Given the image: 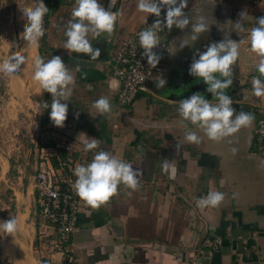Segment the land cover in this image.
Returning <instances> with one entry per match:
<instances>
[{
	"label": "crops",
	"instance_id": "crops-1",
	"mask_svg": "<svg viewBox=\"0 0 264 264\" xmlns=\"http://www.w3.org/2000/svg\"><path fill=\"white\" fill-rule=\"evenodd\" d=\"M256 3L250 6L247 0H201L195 7L191 4L189 8H203L200 14L207 17L209 31L195 42L187 33L189 28L183 30V35H176V53L172 55L171 51L165 87L140 92L144 96L133 107L117 105L118 84L106 60L112 43L127 40L146 22L148 14L137 10V0L121 8L111 35L90 41L93 48L101 49L97 60L74 53L65 62L75 77L67 119L63 128L56 127L50 120V109L39 107L37 143L32 158L21 167L18 190L13 193L12 216L17 218L18 230L1 235L0 262L63 263V253L50 246L54 230L41 220L34 202L37 159L47 156L57 164V159L66 157L57 144L67 140L85 153L76 155V163L87 165L100 150H84L83 141L88 137L99 139L104 150L132 164L143 176L137 190L121 184L117 194L98 209L81 199L77 227L66 245L71 264H188L202 231L221 241L219 250L204 258L203 264H264V156L253 145L254 129L264 118V97L252 94V78L259 74L255 54L247 51L248 31L241 34L244 42L240 51L244 56L239 55L226 94L232 98L236 113L254 115L252 125L228 138L231 143H218L183 122L201 135L202 142L196 145L184 139L185 129L178 113V102L190 96L185 93L184 74L188 56L177 44L189 36V48L195 54L225 36L239 42L234 23L241 12H246L243 24L250 30L261 11ZM111 11L115 12L114 7ZM37 85L33 80L30 88L43 92ZM100 97H107L112 105L106 119L97 116L92 107ZM51 99L49 93V105ZM233 147L238 149L235 155L230 151ZM164 159L174 164V178L158 167ZM209 191L223 192L226 198L218 207L197 208L196 200Z\"/></svg>",
	"mask_w": 264,
	"mask_h": 264
},
{
	"label": "clouds",
	"instance_id": "clouds-1",
	"mask_svg": "<svg viewBox=\"0 0 264 264\" xmlns=\"http://www.w3.org/2000/svg\"><path fill=\"white\" fill-rule=\"evenodd\" d=\"M117 0H110L107 8L100 0H75L76 7L72 11V19L66 25L64 35L66 40L63 49L69 53L87 54L91 60H97L101 55L100 48H93L90 42L103 34L111 35L116 26L117 12L111 11ZM137 10L154 15L157 19L147 28L138 33L139 45L143 49V56L147 58L148 65L155 68L161 56L154 51L160 44V35L164 28L171 30L176 27L184 30L190 27V39L195 42L201 34L207 33L210 28L207 17L198 14L193 23L184 10L188 7V0H137ZM215 3L213 4V7ZM162 9H166L163 20L160 19ZM49 9L43 0H37L35 7L27 6L22 10L26 23L23 39L32 45H36L43 37L45 29L44 17ZM240 19L234 23L235 32L241 37L239 42L225 36L219 42H211L206 50L194 54L189 68V75L202 79L207 85L206 91L212 94L213 99L208 100L200 92L193 93L190 97L178 102V113L185 129L184 139L191 144H200L202 137L188 127V122L203 133L207 139L214 142H222L241 128L250 127L255 119L252 113L236 110L232 107L233 100L226 94V90L233 83V68L240 55V46L244 42L242 33L248 31L249 51L255 54L257 63L255 70L259 75L252 78V94L256 97H264V16L256 18V24L250 30H246L243 24L246 12L239 14ZM191 47L189 41L181 39L177 44L179 49ZM198 57V58H197ZM24 63V57L18 54L10 55L0 61V73L17 74ZM33 80L43 92L52 96L51 104H43V108L50 109V120L54 126L63 128L67 119L68 101L75 86V77L68 69L61 56L55 55L45 61L42 57H36L33 62ZM167 81L159 76L156 87L162 89ZM92 107L97 116L107 118L112 105L107 97H100ZM84 135V134H81ZM85 136V135H84ZM86 137V136H85ZM85 151H95L93 159L87 165L77 164L73 170L75 177L74 189L77 196L88 206L98 209L108 203L118 192V186L123 184L129 189L139 188V178L143 173L134 169L133 165L116 155L104 150L101 141L96 138H86L83 141ZM180 145H177L179 149ZM235 155L237 148H231ZM158 167L164 173H171L174 178L176 169L174 164L164 159ZM264 168V161H261ZM236 194H233L235 198ZM226 198V194L220 191H209L205 197L196 200V207L200 209L218 207ZM18 230V221L15 216L0 221V231L13 234Z\"/></svg>",
	"mask_w": 264,
	"mask_h": 264
},
{
	"label": "rangeland",
	"instance_id": "rangeland-1",
	"mask_svg": "<svg viewBox=\"0 0 264 264\" xmlns=\"http://www.w3.org/2000/svg\"><path fill=\"white\" fill-rule=\"evenodd\" d=\"M121 1L123 0H117L114 6L117 17L121 8L131 2V0H124V3ZM200 1L192 0L188 2V7L184 11L189 13L192 9L189 6L193 4L191 6L195 7ZM258 1L260 0H247V5L252 6V3ZM36 2L37 0H0V61L14 54L24 57V63L17 74L0 73V221L9 219L14 212L13 193L18 190L17 181L18 177L21 176V167L23 168L25 162H29L32 158L31 154H33L37 136L40 133L37 126L40 117L39 107H43L42 102H46L47 96L43 92L40 93V91L30 88L34 74V59L42 57L47 61L52 56L59 55L65 63L74 56V53H69L63 49V43L66 40L64 35L66 25L72 19V11L76 7L75 0H43L46 6L56 7V10L50 16L47 24L43 21L45 29L43 37L38 40L36 45H32L27 43L22 36L26 23L22 10L27 6L35 7ZM100 2L107 8L110 0H100ZM256 6L262 9L261 2L256 3ZM255 24L254 21L253 27ZM190 27L191 25L187 30L188 34H190ZM166 31L167 34L163 38L170 43L173 55L176 53L175 36L183 35V30L173 27L171 30L167 29ZM188 37L186 36L185 40H188ZM181 52L184 56H188L186 66L189 65L188 68H185L186 73H184L187 81V91L185 93L189 96L193 91L204 94L207 86H203L205 85L203 80L189 75L190 64L194 56L191 53V48L186 46ZM241 55L244 56L243 53ZM170 58L171 52L164 64L165 73L162 75L164 79L170 70ZM156 82L158 81H154L149 88L154 89ZM143 96L142 94L138 95L131 107H133L136 100ZM257 153L264 156V147ZM37 160L40 162L39 158ZM3 233V231H0V245ZM0 264L8 263L4 261Z\"/></svg>",
	"mask_w": 264,
	"mask_h": 264
},
{
	"label": "built area",
	"instance_id": "built-area-1",
	"mask_svg": "<svg viewBox=\"0 0 264 264\" xmlns=\"http://www.w3.org/2000/svg\"><path fill=\"white\" fill-rule=\"evenodd\" d=\"M258 2L262 3L259 13L261 17L264 16V0ZM202 9H191L188 13L193 23ZM194 14L195 18H193ZM165 15L166 9H162L160 19L163 20ZM156 19L150 14L143 26L130 38L117 40L109 47L106 64L110 75L118 84L115 98L119 107H131L139 93L147 91L149 86L165 73L164 64L171 52L170 43L163 38L167 34V28H164L163 33H158L161 46L154 51L158 52L161 59L155 68L148 65L147 58L143 56L144 50L139 45L138 33ZM253 145L259 152L264 147V118L256 125ZM57 147L66 154V157L57 159L56 165H53L47 156L41 158L35 175L34 202L41 220L54 230L50 246L63 253L62 264H71L66 245L76 230L81 208V199L74 189L73 170L77 165L76 155H85V153L75 149L67 140L57 144ZM197 242L195 252L188 264H203V259L216 253L221 246L217 236L206 234L205 231H202V236Z\"/></svg>",
	"mask_w": 264,
	"mask_h": 264
},
{
	"label": "trees",
	"instance_id": "trees-1",
	"mask_svg": "<svg viewBox=\"0 0 264 264\" xmlns=\"http://www.w3.org/2000/svg\"><path fill=\"white\" fill-rule=\"evenodd\" d=\"M47 7H48V6H47ZM48 9H49V11H48V13L45 15V17H44V23H45V24L48 23V20H49L50 16L55 12L56 7H48ZM44 95H45V96H48L49 93L44 92ZM53 165H56V163L53 162Z\"/></svg>",
	"mask_w": 264,
	"mask_h": 264
},
{
	"label": "flooded vegetation",
	"instance_id": "flooded-vegetation-1",
	"mask_svg": "<svg viewBox=\"0 0 264 264\" xmlns=\"http://www.w3.org/2000/svg\"><path fill=\"white\" fill-rule=\"evenodd\" d=\"M193 93H195V92H193ZM203 95L205 96V98H210V99L213 98L212 97V94L211 93H208L207 91Z\"/></svg>",
	"mask_w": 264,
	"mask_h": 264
},
{
	"label": "bare ground",
	"instance_id": "bare-ground-1",
	"mask_svg": "<svg viewBox=\"0 0 264 264\" xmlns=\"http://www.w3.org/2000/svg\"><path fill=\"white\" fill-rule=\"evenodd\" d=\"M30 51V50H29ZM32 53V52H31ZM30 56H32V55H30ZM29 58V57H28ZM25 69V68H24ZM28 69V68H27ZM31 71V70H30ZM24 72H25V70H24ZM31 76V75H30ZM24 77V76H23ZM33 81V80H32ZM30 84V83H29ZM33 84V83H32ZM35 85V84H34ZM36 86V85H35ZM38 86V85H37ZM32 88H33V86H31ZM26 101V100H25Z\"/></svg>",
	"mask_w": 264,
	"mask_h": 264
},
{
	"label": "water",
	"instance_id": "water-1",
	"mask_svg": "<svg viewBox=\"0 0 264 264\" xmlns=\"http://www.w3.org/2000/svg\"><path fill=\"white\" fill-rule=\"evenodd\" d=\"M164 32V29L161 31V33H163Z\"/></svg>",
	"mask_w": 264,
	"mask_h": 264
}]
</instances>
